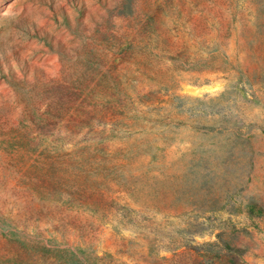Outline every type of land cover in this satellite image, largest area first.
Instances as JSON below:
<instances>
[{"label": "rangeland", "instance_id": "374dc122", "mask_svg": "<svg viewBox=\"0 0 264 264\" xmlns=\"http://www.w3.org/2000/svg\"><path fill=\"white\" fill-rule=\"evenodd\" d=\"M264 264V0H0V264Z\"/></svg>", "mask_w": 264, "mask_h": 264}, {"label": "trees", "instance_id": "16d2710c", "mask_svg": "<svg viewBox=\"0 0 264 264\" xmlns=\"http://www.w3.org/2000/svg\"><path fill=\"white\" fill-rule=\"evenodd\" d=\"M201 261L199 264H249L245 258V250L229 243L223 244L220 240L214 243L204 244L196 251ZM15 264H31L16 260ZM36 264V263H33ZM50 264H84L80 260H56Z\"/></svg>", "mask_w": 264, "mask_h": 264}]
</instances>
